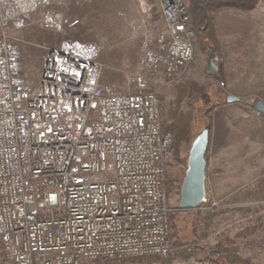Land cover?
Listing matches in <instances>:
<instances>
[{
    "label": "built area",
    "instance_id": "obj_1",
    "mask_svg": "<svg viewBox=\"0 0 264 264\" xmlns=\"http://www.w3.org/2000/svg\"><path fill=\"white\" fill-rule=\"evenodd\" d=\"M159 2L165 30L141 60L149 75L123 71L118 92L100 85L102 64L82 46L42 47L37 81L21 87L16 44L24 41L12 24L57 31L62 20L50 0H0V261L173 255L164 185L172 135L162 128L160 92L193 61L194 35L184 0ZM214 201L206 195L196 210L216 213Z\"/></svg>",
    "mask_w": 264,
    "mask_h": 264
},
{
    "label": "rangeland",
    "instance_id": "obj_2",
    "mask_svg": "<svg viewBox=\"0 0 264 264\" xmlns=\"http://www.w3.org/2000/svg\"><path fill=\"white\" fill-rule=\"evenodd\" d=\"M227 8H223L226 13L223 15L222 34L232 32L242 41L220 45V50L215 52L218 56V61L215 62L218 71L211 75L207 72V61L213 49L204 51L194 35L193 61L180 78L160 92L162 128L172 135V152L166 162V173L175 184L180 180L181 170L185 172L191 140L208 125L210 119L212 128H220L219 122L216 126L217 119L229 122V125L222 124L224 129L229 130V144L222 141L221 133L217 140L226 144L224 154L230 159H226L222 165L219 163H222V160L219 161L220 155L217 166L235 174L231 175L229 184H215L218 193L217 190L212 191L213 175L207 168L205 181L208 195L216 199L214 202L220 209L223 207L227 210L213 217L212 224L204 231L209 238L206 244L204 241L191 240L192 235L200 239L199 233L202 232L192 230L196 225L193 218L196 216V220L202 221L203 217L195 214L197 212L194 210L181 214L175 210L174 223L177 234H174L171 228L173 255L167 258H147L143 264H213L208 261L206 251L217 247L221 240L225 242V246L220 256L232 254L247 257L253 264H264V230L251 233L252 227H257L260 220L264 222V115L254 111L258 101L264 102V40L263 44L259 40L261 45L251 46L257 42L258 36L262 35L264 39V9L257 11L235 7L236 10L233 11V8ZM49 9L59 17L64 16H61V19L66 21L59 30L54 31L57 36L88 42L83 46L85 51L95 52L96 59L102 64L100 85L110 86L115 91L122 92L125 91L123 71L149 75L141 60L153 47L157 34L162 29L165 30L158 3L150 6L147 0H51ZM214 13L215 11L212 12V17ZM80 18L83 20L77 26L79 30L75 36L63 31L71 20L77 22ZM149 19L152 22H149ZM11 32L20 39L13 24ZM30 32L37 36L53 34L36 27ZM243 37L247 39L243 40ZM27 41L37 47L17 43L16 48L20 51H30V62L24 67L23 74L31 77L34 82L46 53L41 48L50 45L38 41L37 37ZM77 43L82 44L80 41ZM49 48L66 50L51 46ZM24 58L28 56L24 55ZM228 95L237 97L238 101L227 104ZM214 105L218 106L207 114L208 119H205L204 112ZM223 151L221 147L220 152ZM212 154H208V160L213 169ZM228 185L232 188L228 190L230 193L221 197L225 186ZM177 198L173 191L168 194L171 208L176 206ZM217 200H224L226 204L220 205ZM236 235H239V238H236ZM183 242L188 244L182 245ZM196 245H199V248L192 247ZM200 247L207 250L203 252ZM194 249L200 254L191 253ZM2 262L11 264L5 260ZM219 262L223 263L222 260Z\"/></svg>",
    "mask_w": 264,
    "mask_h": 264
},
{
    "label": "trees",
    "instance_id": "obj_3",
    "mask_svg": "<svg viewBox=\"0 0 264 264\" xmlns=\"http://www.w3.org/2000/svg\"><path fill=\"white\" fill-rule=\"evenodd\" d=\"M147 1H148V4L150 6H154V4L156 3V0H147ZM50 3H51V1H50ZM184 3L187 7V10L190 13V19H189L190 28L193 31V35H195L197 37V40H199L198 42H200V47L204 51H207V50L212 48L214 50V53L215 52L217 53V51L220 50V43L218 42L217 38L215 37L214 27H213V18L211 16L212 12H214V10H215L214 0H188V1L184 0ZM47 9L50 12L55 13L49 9V6ZM82 20H83L82 18H80L77 22H74V20H71L63 31L72 35V36H75L76 32L79 30V27H77V26L82 22ZM149 22H152L151 19H149ZM21 24L22 23L14 22L13 26H14L15 31L17 30V36L20 37V39L23 40L24 44H27V46L32 45V46L37 47L36 44H32V43L27 41V39L36 38V37L38 38V41H42L46 45H50L51 47H54V48L57 47V48H63L64 49V48H70L72 46H82L83 47L88 43V42L81 41V40L63 39L61 37V35L57 36L54 31H49V32H53V34H48V35L40 34L37 36L36 34H32L30 32V30H33V28H35V27L32 26V27H21L20 28ZM74 27H75V29L73 30ZM36 28H38V27H36ZM71 30L73 31L72 33H71ZM20 31H23V32L19 36L18 33ZM43 31H45V30H43ZM45 32L47 33V31H45ZM24 38H26V39H24ZM78 41L82 42L83 45L82 44L80 45L79 43H77ZM65 42H67L68 44H66ZM16 50H17V54H18V56H17V73H18V79H19L20 85H21V87L31 86V85L35 84V82L37 81L39 73L37 72L34 82H33L31 77H28V76L23 74L24 67L30 62V56H29L30 51H28L27 49H22L20 51V49H17V48H16ZM21 55H22V58H21ZM24 55H27L28 58H24ZM44 59H45V53H44V57H43L41 66L43 64ZM41 66H40V70H41ZM40 70H39V72H40ZM216 106H218V105H216ZM216 106L214 105L210 110L204 112L205 119H208L207 114H210L211 111L213 112L215 110ZM208 125H209V145H208L207 153L205 155L206 162L208 161V152H209V146L211 143V132H212V127H213L211 119L209 120ZM192 141L193 140H191V143H192ZM207 164H208V162H207ZM185 165H186V163H185ZM165 166H166V164H165ZM206 168H207V166H206ZM183 178H184V171L182 172V170H181L180 180L177 182V184H175V181L174 180L171 181L170 175L165 172L164 185H165V188L167 190V193L169 194L173 191V192H175V194L178 197L176 200L177 203H176L175 207L171 208L169 206V203H168V207L172 210L168 215L169 222H170V228H172V231L174 234L177 232V231L175 232L176 225L174 223L175 212L178 211L181 214L182 212L186 213L188 211H191V210H186V211L180 210L179 206H178V201H179V196H180V187H181V183H182ZM206 195H208L207 185H206ZM208 197L212 198L213 200H216L212 196L208 195ZM217 201H219V200H217ZM219 204L225 205L226 203L224 202V200H221V201H219ZM225 210H227V209L223 208V209H220L218 212L213 213V214H208L206 212L194 210L195 212H197L195 214H197V215L199 214L200 216L203 217V218H201V220L202 219L203 220L198 221V220H196V216H195L193 218V220L195 221L196 225H195V227H193L192 230H194V231L195 230L196 231L202 230V232L199 233V234H201L200 239L198 237L192 235L191 240L193 242L194 241H204V243L206 244V240L209 238L206 237V233L204 231H206V228L210 227V224H212L211 222L213 220V217H215L218 213L223 212ZM247 210L250 211L249 208ZM172 224H174V225H172ZM263 230H264V222L262 220H260L259 225L257 227H252L251 233H253V231L261 232ZM175 236L176 235H173V237H175ZM170 238H171V234H170ZM236 238H239V235H236ZM222 241L223 240H221L217 244V247L213 248L212 250H207L204 247H200V250L202 249L203 252L205 250H207L206 255H207L208 261H210V263H213V264H253V262L247 257H240L237 255H232V254L225 255L224 257L220 256V252H221V250H223V248L225 246V242H222ZM185 244L187 245L188 243H184V242L182 243V245H185ZM192 247L193 248H197V247L199 248V245L192 246ZM194 252L196 253V252H198V250L194 249V250H192L191 253H194ZM220 257H222V259H220ZM219 260H222L223 263H220ZM135 261H138V262L135 263ZM145 261H147V258H141V259L129 260V261L124 260L118 264H137V263L143 264V262H145ZM101 264H103V263L101 262Z\"/></svg>",
    "mask_w": 264,
    "mask_h": 264
},
{
    "label": "water",
    "instance_id": "obj_4",
    "mask_svg": "<svg viewBox=\"0 0 264 264\" xmlns=\"http://www.w3.org/2000/svg\"><path fill=\"white\" fill-rule=\"evenodd\" d=\"M213 56V57H211ZM218 56L214 50L210 51L207 61V72L211 75L218 71L215 62ZM238 98L232 95L226 97L227 103H235ZM254 111L264 115V102L258 101ZM209 145V125L204 128L193 139L186 162L184 178L180 187V198L178 206L180 210H196L206 197V166L205 155Z\"/></svg>",
    "mask_w": 264,
    "mask_h": 264
},
{
    "label": "crops",
    "instance_id": "obj_5",
    "mask_svg": "<svg viewBox=\"0 0 264 264\" xmlns=\"http://www.w3.org/2000/svg\"><path fill=\"white\" fill-rule=\"evenodd\" d=\"M97 1H101V0H97ZM156 3H158L160 5L159 0H156ZM50 5H51V3H49V6ZM216 5L218 6V9L217 10H216ZM214 6H215V10H214L215 13H214V16L212 18H213V27H214L215 37L217 38V40L220 43V45H226V44H230V43L232 44L234 42L238 43V41L240 42L242 40H241V38L238 39V37L235 36L232 32H229V34L228 33L227 34L226 33H223L222 34V30H223L222 23L224 21L223 15H224V13H226L223 10L224 6H225V8H227V7L233 8V11L236 10V9H234L235 7H246V8H249V9H254V10H257V11H261V9H264V0H214ZM227 9H229V8H227ZM161 15H162V13H161ZM61 16H60V19L62 17L64 18V16H62V17ZM63 22H66V21H63L62 20V23ZM261 36L262 35L258 36L257 42H255L251 46H254L256 44L257 45H259V44L261 45V43L263 44V40L264 39ZM244 39H247V38L243 37V40ZM259 40L261 41V43H259ZM227 104H230V103H227ZM217 122H219L220 128H212V132H211V143H210L209 152H208L209 156L211 155V153H213L212 154L213 169L211 168V165L209 164L210 163L209 160H208V164H207V169H208L207 171L210 172V170H211V174L213 175V179H212L213 182L212 183L214 184L213 185L214 187H213V190L212 191L217 190V187L215 186V184L218 183V182H221V183H224V184H229L230 180H232L230 178L231 175L233 176V174H235L233 172L226 171L225 168L219 169L218 166H217V160H218V157L220 155H221V157L219 158V161L222 160V163L221 162H219V163L222 164V165H224V162L226 161V159H230L228 157V155H225L224 154V152L226 150V148H225V145L226 144L225 143H228L229 144V142H227V140L228 141L230 140V137L228 136V133H227L229 130L228 129H224V126L222 125V124L229 125V122L228 121H224V120L222 121L220 119H217L216 126H217ZM221 127H223V128H221ZM217 130L219 132H217ZM219 134H220V136L222 138V141L225 142V143H222V141H220L219 139L217 140ZM221 147H223V149H224L223 152H220ZM207 174L208 173L206 172V176H207ZM207 180H208V177H207ZM231 189H232L231 188V185L230 186L229 185L228 186H225L224 192L222 193L221 197L224 194L230 193V191H228V190H231ZM218 191L219 190H217V193H218ZM197 254H200V253H197ZM0 264H3V262L0 261Z\"/></svg>",
    "mask_w": 264,
    "mask_h": 264
}]
</instances>
